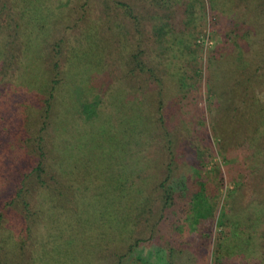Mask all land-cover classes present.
Returning <instances> with one entry per match:
<instances>
[{
    "label": "trees",
    "instance_id": "1",
    "mask_svg": "<svg viewBox=\"0 0 264 264\" xmlns=\"http://www.w3.org/2000/svg\"><path fill=\"white\" fill-rule=\"evenodd\" d=\"M43 1L0 0V108L2 110H6L7 107L12 110L16 109L13 106V101L17 100L14 97L17 92L21 91V82L24 80L22 74L23 72L31 73L30 69L35 65V61L32 62L26 57L27 53L33 49L35 40H38L36 54L38 57H42L38 70L37 91L40 93L31 100L32 103L28 106V110L31 111L27 115L28 119L31 116L33 117L30 124L34 123L37 126L36 131L32 135L25 137L26 141L32 142L30 148L33 150L29 151L33 156H28L29 152L26 151V158L23 160L30 165V170L22 176L19 181V185L20 183L21 185L14 186L13 191L10 193L9 201L0 204V231L5 229L7 230L6 234H8V230H10L11 233L6 235L7 242L12 248L18 250V255L29 252V261L27 262V259L24 263L95 264V260L98 259V252L101 258L100 264H106L108 257L111 258L108 264H264V176L259 173L262 170L264 171V169H249L251 176L254 178H256L255 174L259 173L257 175L258 182H262V186L259 185L253 191L254 196L249 201L240 202V198L246 194V188L243 183L237 184L236 188L228 189L229 195L220 201L221 193L219 187L224 182L222 173L219 172L217 178H209L208 175L202 173V170H189L191 167L190 162H187L189 169L186 171L174 169V163L179 155L177 140L185 136L192 138L193 134L197 133L196 127L193 126L191 129L178 127L174 130L176 131L174 133L166 126H162L164 121L160 117L158 125L162 129V142L164 143L162 145L164 151H161V154L163 156L166 155L164 157L166 163L163 166L162 173L154 175L155 163L145 153L146 148L144 147L145 141L143 139L148 134H151L153 139L156 138V131L152 132L153 126L151 127L149 122L156 119V115L159 117L160 113L156 112L157 114H155V111H158L157 109L160 105L162 108V83L166 81L162 75L154 77L158 87L160 86L159 88H161L155 92L156 101L152 99L155 103L151 104V101L148 102L149 99L145 96V92H134L126 88L127 96L123 104L117 106L118 110L116 109L115 105H118L119 101L122 100L118 93L114 91L116 88L122 89L120 86L122 84L117 82L119 77L114 73L117 70V66L120 70H135L137 74H146L147 71H152V66L144 58L142 48H138V45L136 49L130 47L129 29L126 23L113 25L110 31V38L107 39L108 41L111 38L113 39L114 48H111L110 51L112 53L115 52L116 56L114 59L120 63L116 65L111 60V64L108 65L110 58L106 56L108 55L106 53L107 49L99 47L100 49L97 52L98 66L92 67L84 78L86 84L83 83L81 87L86 89V96H83L82 104L77 111V113L82 114L77 116L84 120L83 123L96 125L102 124L104 115L107 116L108 114L106 118L110 121L109 127L112 128L116 127L117 122L128 121L129 118H132L134 106L137 109L138 119L143 115V111H146L145 117L147 112L148 116L149 114L152 115L149 120L146 119L148 122L145 121L141 129L135 126L131 120V125L130 122L127 125L130 131L123 130V135L121 136V148H129V163L132 162V165H137L138 168L137 174L135 173L133 177L131 176L132 171L121 170L120 193L123 192L126 197V200L123 201L125 204H119L115 212L113 211L114 209L109 210L108 214L110 215L108 216L107 214V218L100 216V228L95 227L94 221L88 222V225L84 223L83 229L81 228V231L75 232L71 237L67 250L64 248V244L69 238L67 236L69 234L67 233L63 239L66 233L65 228L52 229L45 238L40 236L36 238L33 233V239L27 236H24V238L18 236L17 227L19 226L18 216L20 214L12 215V212L6 214L4 210L5 207L13 206L17 200L19 201V207L27 208L29 204L27 201L31 194V192L29 195L26 193V191H29V188L25 187L28 177H31L32 182H35L41 189V198L38 200L40 206L45 202L42 195L46 196V193L50 191L46 181L47 177L52 178L49 169H56L57 172L54 175L56 180L61 181L65 185L66 191H71L70 181L65 179L60 172L66 168H64L63 164H56L54 156H51L53 140L49 145L48 151L45 149V140L50 132L52 133L51 136L56 132L54 121L60 117L59 103L62 97L65 96L64 85L70 82V73L72 72L70 58H77V53H73V48L80 45H77L75 41L69 43L71 38H68L65 33L57 38L52 36L51 32L54 31V28L51 29L50 24H47L52 19L50 18L52 16L49 18L44 17L45 15L41 10ZM71 1H81L79 5L84 8V24L85 26L88 25V28L97 27L102 18L108 22L109 16L107 15L112 12V15L119 13L121 16L130 19V22L128 21L129 28H133L134 32H140L138 17L134 15L130 5L124 1L97 0L95 1L96 4L94 0ZM233 1L206 0L209 8V17L205 19L203 0L198 2L197 7H194V0H154L156 3H176L178 8L174 10L175 14L171 15L173 17L169 18L173 19L178 13L180 15L179 20L182 23L183 19H186L183 23L185 29L180 30L177 26L169 29L168 27L170 26L162 23V16H156L155 13H151V16L150 13L148 14L153 19V30H155L156 36L162 45V56H159L158 59L167 60L171 56H167L165 51H173L171 47L162 44L163 39L169 40L176 47L178 39H183V41L187 39L190 42L188 36L199 35L203 26L210 28L217 26L215 29H218L225 25L223 24V18ZM90 7L92 9H89ZM62 9L57 10L64 12L65 10ZM197 10L200 14L193 15ZM166 14L169 15L170 13L166 12ZM214 14L215 16L219 14L223 18L214 17ZM58 19H61L60 15L55 20L53 19L54 23ZM238 20L236 28L231 30V34L237 37V43L246 40L249 32V29H241L244 22L239 17ZM205 22L210 25H206ZM131 23H134L136 29ZM238 29L241 30L238 31ZM99 32L102 33L101 31ZM237 43L234 41L235 45ZM51 50H53V55L52 61L48 62L50 66L48 69L49 66H45L44 59L47 58ZM177 52L181 53L179 49H177ZM156 56L151 55L149 60L155 61ZM173 56L166 61V64L176 74V71L179 72V67L174 59L176 55ZM60 58L65 61L66 67L69 65V68L63 69L58 62ZM207 62L210 66L209 60ZM109 66L110 68H108ZM97 72L98 76L95 77ZM150 76L152 75L150 74ZM177 76L178 73L174 78H177ZM177 80L175 79V81ZM98 92L101 95L96 100L94 94ZM106 95L114 98L112 100L113 103H110L111 99L108 101V106L104 100ZM9 97L10 100H8ZM140 103L141 106L138 107L137 104ZM110 105H113V107H110ZM155 108L157 109L155 110ZM113 110L114 116H112L111 112ZM153 110L154 112H152ZM129 111L133 113L131 116ZM125 115H128L129 118H124ZM3 118L4 115L2 113L0 120H3ZM24 129L25 127L10 134V129H7L0 121V134H5L4 137L7 138L4 140L6 142L1 141L0 149L6 144L11 146V150L14 147H18L19 143L23 145L25 142L22 139ZM128 139L130 140L127 143L126 140ZM187 142L188 144L186 143L187 146H185L188 150L187 153H183L184 158H186L187 154H192L195 148H198V150H195L200 152L201 160L205 161L210 158L211 150L209 147H199L193 141ZM127 152H125L126 156ZM64 154L66 153L64 152ZM12 156V169H8L5 172L4 169H0V198L4 185H8L13 173H18L19 171V169H14V166H18L22 158L17 157V151H14ZM50 158L54 159L53 163ZM198 163L199 160L196 164ZM158 166H160L159 163ZM126 167L127 164L125 165ZM24 177L26 178L25 181ZM144 187L147 189L145 188V190ZM50 188L53 189V193L56 191V186ZM53 193L50 194L54 199ZM47 196L50 197L49 192ZM39 208V212L44 211V208ZM93 209L90 211H93ZM66 212L68 213V210ZM113 212L114 217L111 214ZM7 215L12 217L14 223L9 221L10 219H6ZM61 215L65 216L64 214ZM8 221L9 225L12 223L11 228L6 225ZM62 222L64 227L71 223V227L74 229L73 221L64 217ZM111 222L114 224L110 225ZM112 227L114 232H109ZM26 228H28L27 224ZM30 229L29 231H31ZM87 232L90 236L89 239H87ZM42 236H45V233ZM54 239L56 241L55 245L53 244ZM0 243L6 244L3 238L0 239ZM107 247H109L108 255L104 252L106 250L102 249Z\"/></svg>",
    "mask_w": 264,
    "mask_h": 264
},
{
    "label": "rangeland",
    "instance_id": "2",
    "mask_svg": "<svg viewBox=\"0 0 264 264\" xmlns=\"http://www.w3.org/2000/svg\"><path fill=\"white\" fill-rule=\"evenodd\" d=\"M95 1L97 0H94V3ZM121 1L129 4L134 15L138 17L139 33L134 32L133 28L130 29L128 26L130 19L121 16L119 13L112 15V12H110L107 15L109 16L108 22L102 18L97 26L100 28L99 30L95 26L91 28H88V25L85 26L84 8L79 5L81 1H43L41 10L45 15L44 17L49 18L52 16L50 17L52 19L47 22V24H50L51 29L54 28V31L51 32L52 36L57 38L65 33L68 38H71L69 43L75 41L77 45H80L73 48V53H77V58H70L72 72L70 73V82L64 85L65 96L62 97L59 103L60 117L54 121L56 132L53 136H51L52 133L50 132L45 140L46 151H48L49 145L53 140L51 156H54L56 164H63L64 168H66L60 172L65 179L70 181L71 191H66L65 185L61 181L56 180L54 175L57 170L49 169L52 178L47 177L46 181L50 190L48 191L50 197L47 196L48 192L46 196L42 195L45 202L40 206L38 200L41 198V189L35 182H32L31 177H28L25 187H28L29 191H26V193L29 195L31 192V194L27 201L29 203L27 208L19 207V201L17 200L13 206L5 207L4 210L6 214L11 212L12 215L20 214L18 216L19 226L17 227V234L21 238L27 236L33 239L32 233L36 238H39V236L45 238L52 229L65 228L66 233L63 239L67 233L69 234L67 235L69 238L64 244V248L67 250L71 237L75 232L81 231V228L83 229L84 223L88 225V222L94 221L95 227L100 228V216L107 218L109 210L114 209L113 211L115 212L119 204H125L123 201L126 200V197L123 192L120 193L121 170L132 171L131 176L133 177L135 173L137 174L138 168L137 165H132V162L129 163V148H121V136L123 135V130L130 131L127 125L129 122L131 125V120L135 126L141 129L143 123L149 120L152 115L149 114L148 116L147 112L145 117L146 111H143L142 114L144 116L142 115L138 119L137 109L134 106L133 117L129 118L128 115H125L124 118H129V120L117 122L114 128L109 127L110 121L106 118L108 114L107 116L104 115V122L97 125L83 123L84 120L77 116L81 114L77 113V111L80 109L83 96H86V89L81 86L86 82L84 78L91 68L98 66L97 52L99 49L101 47L105 50L107 49L106 53L108 55L106 56L110 58L108 65L111 64V60L116 65L120 63L114 59L116 56L115 52L112 53L110 51L111 48H114L113 39L107 40L110 38V31L113 25L119 23L128 24L130 47L136 49L138 45V48H142L144 58L152 66V71H147L146 74H137L135 70H120L117 66V70L114 73L119 77L117 82L122 84L120 85L122 89L116 88L117 90L115 89L114 91L118 93L122 100L119 101L118 105H115L116 109L117 106L123 104L127 96L126 88L134 92H145V96L149 99L148 102L151 101V104L155 103V92L161 88H159L160 86L158 87L154 77L162 75L166 79L162 83V108L161 105L159 107L161 109L155 108V110H158L155 111V114L160 113L159 117L156 115V119L149 122L151 127L153 126L152 132L156 131V138L153 139L151 134H148L143 139L145 141V153L155 163L154 175H160L166 163L164 158L166 155L163 156L161 154V151H164L162 129L158 125L161 117L164 121L162 126H166L174 133L176 132L174 130L178 127L182 129L184 127L189 129L193 126L196 127L197 133L193 134L192 138L185 136L177 140L179 155L174 163V169L186 171L189 169L187 162H190L191 167L189 170H202V173L208 175L209 178H217L219 172L222 173L224 182L219 187L221 193L220 201L229 195L228 189L236 188L237 184L243 183L246 188V194L240 198L242 203L253 198V191L259 185L262 186V182H258L257 175L261 173L264 176V171L262 170V172L255 174L256 178H254L251 176L249 169H264V0H234L224 18L219 16V14L216 16L214 14V17L223 18V24L225 25L218 29H215L217 26L212 28L203 26L199 35L188 36L190 42L187 39L185 41L178 39V42L176 41L177 48L169 40L163 39L162 44L171 47V50L173 49L172 52L165 51L167 56L174 57L173 55H176L174 59L179 67V72L176 71V74L178 73L177 78H174L176 74L166 64V61L171 57L164 61L158 59L159 56H162V45L156 36L155 30H153V19L150 17L151 13H155L156 16H162V23L170 26L168 27L169 29L176 26L180 30L185 29L183 23L186 19H183L182 23L179 20L180 15L178 13L173 19L169 18L173 17L171 15H174V10L178 8L176 3H156L154 0ZM198 2L200 0H194V7L198 6ZM203 2L205 7L203 13L205 14V19H207L209 17L208 3L206 0H203ZM61 8L65 11L60 12L57 10ZM89 9H92V7ZM166 12L170 14L167 15ZM149 13L150 16L148 15ZM197 13L198 15L200 14L197 10L193 15H197ZM58 15H60L61 19L54 23L53 19L55 20ZM238 17L244 22L241 29H249V32L246 40L237 43V37L231 34V30L236 28V22L239 21ZM205 23L210 25L208 22ZM131 24L136 29L134 23ZM241 29H238V31ZM234 41L237 45L234 44ZM34 42L33 49L27 53L26 57L32 62L35 61V65L31 67V73L23 72L22 74L24 80L21 82V91L17 92L14 96L17 100L13 101V106L16 109L12 110L7 107L6 110H2L0 108V115L2 113L4 115L3 120L0 121L7 129H10V134L25 127L24 136L22 137L21 135L22 139L25 140L23 145L19 143L18 147H14L11 150V146L6 144L0 149V169H4V172L13 167L12 155L14 151H17V157L22 158L18 166H14V169H19L18 173L14 172L9 179L8 185L5 184L2 188L0 204L9 201L10 193L13 191L14 186L19 185L22 176L30 170V165L23 161L26 158V151L29 152L28 156H33L29 151L33 150L30 148L32 142L26 141L25 137L32 135L37 127L34 123L30 124L33 117L31 116L29 119L27 117L28 112L30 113L31 111L28 110V106L32 103L31 100L40 93L37 91L38 70L42 57H38L36 54L38 40ZM177 49L181 53L177 52ZM53 50L44 59L46 67L49 66L48 62L52 61ZM151 55H157L155 61L149 60ZM207 60H209L210 66ZM58 62L63 69L69 68V65L66 67L63 59L61 60L60 58ZM101 64L99 63V65ZM65 74L67 76L66 72ZM97 76L98 72L95 73V77ZM175 79L178 80L175 81ZM94 95L97 100L101 93L98 92ZM5 99L7 100V98ZM113 99V96L106 95L104 97L107 106L109 100L110 103H113ZM8 100H10V97ZM137 106L140 107L141 103L137 104ZM110 107H113V105H110ZM111 112L112 116H114V110ZM133 113L129 111L130 116ZM4 135L0 134V144L1 141L7 139ZM129 140H126V142L128 143ZM187 141H193L199 147H209L211 150L210 158L205 161L201 160L200 152H197L198 148H195L197 150L193 149L192 154H187L186 158H184L183 153H187L188 150L186 148ZM126 151H128L127 156L125 155ZM54 159L50 158V161L53 163ZM198 160L199 163L196 164ZM158 163L160 166H158ZM126 164L127 167L125 168ZM133 166L135 167L133 168ZM25 180L26 178L24 177ZM53 186H56L55 194L52 192L53 189L50 188ZM137 190L139 191L138 188ZM50 193H53L54 199ZM86 204L89 205L84 206ZM39 207L44 208V211L39 212ZM92 208H94L93 211H90ZM99 209L101 210L99 211ZM66 210H68V213ZM114 212L111 213L113 217ZM64 217L73 221L74 229H72L71 223L64 227L62 222ZM6 219L13 221L10 215H7ZM9 221L6 225H9ZM26 224L28 228H26ZM112 224L114 223L111 222L110 225ZM11 225L12 223L8 227L11 228ZM8 231L11 233L10 230ZM6 232L7 230L5 229L0 231V239L3 238L6 242V244L0 243V264H25L24 261L29 258V252L18 255V250L12 248L7 242L6 235L9 233L6 234ZM109 232H114V228H110ZM43 233H45V236H42ZM89 238L90 236L87 232V239ZM53 242L55 245V239ZM102 249L106 250L104 252L108 255L109 247ZM97 257L95 264H100L101 258L98 252ZM110 259L108 257L106 264L109 263Z\"/></svg>",
    "mask_w": 264,
    "mask_h": 264
}]
</instances>
